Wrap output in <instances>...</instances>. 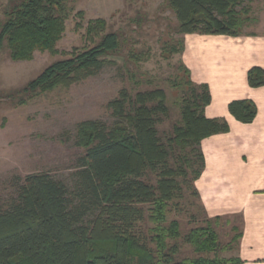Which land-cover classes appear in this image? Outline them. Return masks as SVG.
Segmentation results:
<instances>
[{"label": "trees", "instance_id": "trees-1", "mask_svg": "<svg viewBox=\"0 0 264 264\" xmlns=\"http://www.w3.org/2000/svg\"><path fill=\"white\" fill-rule=\"evenodd\" d=\"M166 1L178 34H237L240 20L234 8L238 0ZM65 2L20 0L14 4L0 24V51L5 46L12 61H28L35 51L54 53L65 29ZM104 28L103 19L90 20L87 34L98 35ZM177 43L180 53L181 39ZM118 45V36L106 33L92 48L48 65L22 91H51L94 75ZM180 67L189 77L188 70ZM247 80L251 87L264 85V70L251 68ZM189 84L190 96L180 106V121L165 143L157 130L161 117L168 114L160 88L134 96L121 89L106 105L116 119L112 126L98 120L80 122L76 144L85 150L77 159L73 188L46 172L31 173L16 184V196L0 205V264L239 263L237 258L218 255L222 248L210 223L183 237L199 256L177 260L176 243H168L180 237L178 221L167 217L168 203L179 188L175 178L183 172L169 165L173 148L196 152L199 169L193 172L194 180L203 168L201 140L229 129L225 120L204 116L210 101L207 86L194 84L190 77ZM228 110L243 123L256 115V106L249 100L232 101ZM149 170L159 171L156 186L144 180ZM140 205H149L146 218L151 226L144 236L133 231L134 223L143 218ZM239 235L234 236L235 242Z\"/></svg>", "mask_w": 264, "mask_h": 264}, {"label": "rangeland", "instance_id": "rangeland-1", "mask_svg": "<svg viewBox=\"0 0 264 264\" xmlns=\"http://www.w3.org/2000/svg\"><path fill=\"white\" fill-rule=\"evenodd\" d=\"M19 1L0 0V24ZM64 13L65 29L54 53L35 51L28 61H12L5 46L0 51V205L16 196V184L31 173L46 172L72 189L77 159L85 150L76 144L77 126L86 120L112 126L116 119L106 105L121 89L131 96L144 90H164L168 114L157 125L164 143L180 121L183 100L190 96L189 77L180 67L177 52L181 34L175 32L177 22L166 0H66ZM95 19H103L105 28L88 36V22ZM110 32L118 36L119 45L105 56L106 64L99 72L51 91H22L48 65L71 57L74 51L92 48ZM198 164L193 149L173 148L169 165L183 170L175 178L179 188L168 203L167 216L180 225V237L168 241L176 243L177 260L200 255L183 239L191 229L210 223L222 248L217 253L227 257L234 250V236L240 228L239 216L217 220L204 215L193 188ZM159 178L155 170L144 175L152 186ZM138 207L143 209V218L134 223L133 231L144 236L151 226L146 218L149 205Z\"/></svg>", "mask_w": 264, "mask_h": 264}, {"label": "crops", "instance_id": "crops-1", "mask_svg": "<svg viewBox=\"0 0 264 264\" xmlns=\"http://www.w3.org/2000/svg\"><path fill=\"white\" fill-rule=\"evenodd\" d=\"M236 35H181L179 62L190 80L210 95L204 116L223 119L228 131L200 142L203 168L193 188L208 219L239 216V237L231 254L237 264H264V85L251 87L247 73L264 70V0H238ZM256 106L250 123L236 120L230 102Z\"/></svg>", "mask_w": 264, "mask_h": 264}]
</instances>
